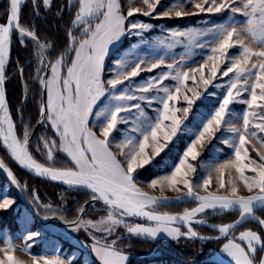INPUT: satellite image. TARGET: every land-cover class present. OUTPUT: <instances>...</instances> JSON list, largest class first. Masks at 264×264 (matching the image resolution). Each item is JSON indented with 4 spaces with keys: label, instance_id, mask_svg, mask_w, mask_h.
Returning <instances> with one entry per match:
<instances>
[{
    "label": "snow or ice",
    "instance_id": "snow-or-ice-1",
    "mask_svg": "<svg viewBox=\"0 0 264 264\" xmlns=\"http://www.w3.org/2000/svg\"><path fill=\"white\" fill-rule=\"evenodd\" d=\"M27 4L8 0L0 19V148L8 158L0 157V170L35 213L62 224L68 236L83 230L87 239L79 243L97 264H129L119 226L145 240L165 235L185 249L178 264H202L203 245L212 241L218 245L213 264H264V0H183L163 10H158L161 0H143L142 7L131 6V0L127 7L121 0H30L32 16L25 19ZM53 9L57 31L43 35L37 20ZM137 14L212 18L181 28L157 25ZM157 27L160 33L151 35ZM14 40L27 59L18 54L13 61ZM237 46L235 54L230 52ZM197 55L198 61L193 59ZM10 68L22 85L15 107L7 89ZM198 100L204 110L194 109ZM30 103L35 115L26 120ZM33 120L43 129L34 144L43 162L33 151ZM185 132L191 136L182 152L173 155L181 140L178 133ZM116 133H121L119 139ZM214 138L231 155L205 163L198 159L199 149ZM249 145L256 157L249 155ZM9 160L43 180L83 189L90 202L69 219L67 209L41 202L36 189L18 179ZM153 168L170 169L150 181L158 195L139 186V177ZM166 189L177 193L175 202L191 200L195 206L160 211L174 202ZM60 197L65 200L63 192ZM98 201L106 215L85 219L87 206ZM15 203L10 192H0V210ZM209 211L236 215L209 225L204 219ZM22 219L20 251L28 252L44 234L32 229L31 215ZM194 223L207 225L210 234H202ZM16 251L5 234L0 264H24ZM56 251L33 255L31 264H76L74 257L62 258Z\"/></svg>",
    "mask_w": 264,
    "mask_h": 264
},
{
    "label": "rangeland",
    "instance_id": "rangeland-1",
    "mask_svg": "<svg viewBox=\"0 0 264 264\" xmlns=\"http://www.w3.org/2000/svg\"><path fill=\"white\" fill-rule=\"evenodd\" d=\"M121 2L124 4L125 7L129 6V0H121ZM177 2L183 3V0H161V4L158 6V10H163L165 7H170L172 4L177 3ZM131 6L142 7L143 0H131ZM185 8L188 10H191L188 8L186 4H185ZM137 15L139 16L140 19L146 20L148 22H152L157 25H163L165 27H181V28L189 26V25L198 26V22H202L205 19L212 18L208 14H200L196 16H188V17H182V18H171V19H182V21L185 22V25L181 26V25H169L166 22V20L169 18H162V19L155 18V17L149 18V17L140 16L139 14ZM219 15L220 14H214V16L216 17H219ZM237 18L238 19L241 18L240 14H237ZM224 19H226V17H224ZM217 22H219V20ZM159 33H160L159 27L151 31V35L153 36ZM129 39L133 43H135L136 38L130 37ZM128 47L129 45H126L122 51H126ZM237 50H238V46L234 49H230V52H233V54H235ZM176 51L179 52L181 50L177 49ZM193 59L198 61L201 59V57L197 55ZM156 71L157 70H153V73H155ZM144 76H145V73H141V77H144ZM209 87L211 88V86ZM213 90L219 92V90H216V89H213ZM201 99H203V97ZM210 99H216V98L212 97ZM196 108H199L200 110H204V105L200 104V101L198 100L197 103L194 105V109ZM241 108L242 106L239 104L235 106L236 111H240ZM189 119H191V115ZM232 123L239 126V121L237 120H233ZM120 135L121 133H116L117 139L120 138ZM178 135H181V140L176 141L177 147L173 149V155H175V153L178 151L182 152V149L185 146L188 140V137L191 136V132H185L183 134L178 133ZM253 144H255V148L260 147V145L256 143L255 141H253ZM255 148H253L252 145H249V149H250L249 155L251 157H256ZM199 150L201 151V157H199L198 159H202V161L205 163L222 161L224 159L229 158V156L231 155V153L226 149V146H223L222 140L215 139V138L212 143L210 144L206 143L204 148L199 149ZM161 155H163V153ZM41 162L43 161L41 160ZM60 162L61 161H58V163ZM193 163H195V161H193ZM168 171H170V169L158 170L156 168H153L149 172L143 173L139 177V181H140L139 186L142 187L145 191L158 194V191L149 187L150 181L156 176L166 174ZM198 172L203 174V171L199 168H198ZM212 175H213V178L215 179L217 174L213 172ZM227 177H228V170L225 171L226 180H227ZM4 191L10 192L12 196L15 198L16 203L12 208L8 210H0V213L3 212L7 215L8 214L11 215V213H14L13 218H11L14 220L12 224L10 223V221H8L10 217H8V219L5 222H3V218L2 219L0 218V247H3V240L5 238V234H7L8 236L12 238L13 243L17 247V251L15 255H17L20 259H22L24 261V264H31L33 255H35L36 257H42L45 255H56L57 254L56 249L59 250L58 254L62 258L74 257L76 260V264H97L94 254H92L87 247H84L79 243V241H83L87 239V234L84 233L83 230L77 233H73L72 236H68L67 235L68 229H66L63 225L62 226L54 225L51 223L48 224V223H42L41 221H38L35 218V216L31 213V211L19 202L16 192L12 188L11 184L7 182L5 178L2 176V174L0 173V192H4ZM175 194L177 193L173 192L171 189L165 190V195H175ZM159 210L173 212L172 210H168V209H159ZM25 215H31L32 229L33 230L39 229L44 234L42 238H36V243L32 246V248L28 252L20 251V249L24 245V240L21 238V233L23 232L24 227H25L23 223V219H22V217ZM105 215H106L105 210H102L96 207L92 210V212H90V214L85 219L98 220L101 218V216H105ZM127 219H131V218H127ZM133 222H142V221L137 220ZM117 232L124 233L120 241V246L124 247V245H128L126 243V237L129 234L126 233V229H124L123 226H119L117 228ZM164 240H169V239L165 235L160 234L159 238L157 239V242L162 243ZM217 251H218V245H217L216 251L212 254L210 259L207 260L210 262V263L208 262L209 264H213ZM146 256L148 257V259L145 262V264H176L171 261H163V260L161 261L159 258L161 256V253L160 251L155 250V249L149 250L146 254L143 255V257H146ZM139 257L140 256L136 255L134 257V260L139 259ZM161 258L163 257L161 256ZM129 264H130V256H129Z\"/></svg>",
    "mask_w": 264,
    "mask_h": 264
},
{
    "label": "trees",
    "instance_id": "trees-1",
    "mask_svg": "<svg viewBox=\"0 0 264 264\" xmlns=\"http://www.w3.org/2000/svg\"><path fill=\"white\" fill-rule=\"evenodd\" d=\"M7 2L8 1H5L0 5V19L3 18L4 12L6 11ZM55 2L57 4H64L65 0H55ZM54 13H55V9H53L51 12H48L44 16L43 19L37 20V24H38L40 31L43 35H47L49 33H52V34L56 33L57 24L59 23V18L56 17ZM23 15H24L25 19H30L32 16L30 0H28L27 6H25L23 8ZM166 22L169 25H181V26L185 25V22L182 21V19H167ZM61 32H62V28H61ZM13 44H14L13 54H12L13 61L17 58L18 54L21 57L27 59V53L21 51L16 40L13 41ZM34 68H35V62L32 63V69L31 70L33 72H34ZM9 74H10V81L7 85L8 95H9L11 105L13 107H15V105L17 104V101L21 98V95H22V85H21V82H19L17 79V73L12 71L11 68L9 69ZM29 87L33 90V92H35L36 85L31 80L29 81ZM34 115H35V108H34V105L30 103L25 108V118H26V120H28V119H31ZM32 122L35 125L34 126V129H35V127L37 125L35 124L34 120ZM42 130H43L42 126L39 125L37 130L34 132V135L32 137V139H33V151H34L35 141L40 136ZM34 155L36 156L37 159L43 161V159H42L43 156L39 152L34 151ZM0 157L8 159L5 156L3 148H0ZM9 164L13 168V171L15 172L18 179H20V181L22 183L27 182L30 190L33 187L36 189L37 194L41 198V202H43V203L51 202V203H53V205L61 206L65 209H67L64 212V214L69 219H73L74 213L78 209V207L81 205H84L85 201H88L90 199V193H86L84 190L69 189L68 187L63 186V185L53 183V182H49V181H45L43 179H40V178H37V177H34V176L28 174L27 172L22 170L20 167L15 165L14 162H11L10 160H9ZM0 173L5 178V180L7 182H9L7 180V178L5 177V175L1 172V170H0ZM12 188L14 189L13 186H12ZM14 191H15V189H14ZM61 192L64 193L65 200H61V197H60ZM16 195H17L19 202L31 211V209L23 202V200L17 194V192H16ZM26 199H27V197H26ZM195 203L196 202L170 204L167 207L161 208V209H168V210H172L173 212H182L183 209L186 207L195 206ZM96 207H98L102 210H105L103 205L96 203L95 205L89 206L84 218H86L90 214V212H92V210ZM7 213H9V212H7ZM31 213L35 216V218L38 221H40L39 216L35 215L32 211H31ZM235 215H236L235 213H232L231 217H229V216H226L224 214H217V213L209 211V213L204 217V219L208 220L209 224H212V223H219L222 220L227 221V220L231 219L232 217H234ZM13 216H14V213H11V215L10 214L7 215L3 212L0 213V218L1 219L3 218V222H5L8 219V217H10L8 221H10L11 224L14 222V220L11 219V218H13ZM40 218H43L42 215H40ZM137 220H140V219H138V218L133 219V221H137ZM51 224L60 225L56 221L52 222ZM251 226H255L254 222H252ZM194 227H196L198 229V231H200L202 234H210V232H211L210 228L207 225H198V224L194 223ZM126 243L128 245H124V248L126 251L129 252L130 264H145L148 257L147 256L143 257V255L146 254L149 250H154V249L160 251L161 256L163 257V258H161V256L159 257L161 261L162 260L163 261H171L173 263L178 264L179 260L181 259L182 254L185 252L184 248L176 246L174 242L170 243L169 240H164L161 243V242H157V241L145 240L143 238H138L135 236L128 235L126 237ZM197 246L198 247L200 246L199 242H197ZM216 248H217V243L215 241L206 242L203 245L202 264H204V263L206 264L209 262L207 260L210 259L212 254L216 251ZM136 255H138L140 257H139V259L134 260V257ZM260 255L261 254L258 253V257ZM156 260H158V259H156Z\"/></svg>",
    "mask_w": 264,
    "mask_h": 264
},
{
    "label": "water",
    "instance_id": "water-1",
    "mask_svg": "<svg viewBox=\"0 0 264 264\" xmlns=\"http://www.w3.org/2000/svg\"><path fill=\"white\" fill-rule=\"evenodd\" d=\"M5 1H8V0H0V5L3 3V2H5ZM22 11H23V9H22ZM37 127H38V125H37ZM36 127V128H37ZM36 128H35V130H36ZM34 130V131H35ZM18 166V165H17ZM19 167V166H18ZM22 169V168H21ZM22 170H24L25 172H27L28 174H30V175H32V176H34L32 173H30V172H28L27 170H25V169H22ZM1 172L5 175V177L7 178V180L10 182V179L7 177V175H6V173H4L3 172V170H1ZM34 177H36V176H34ZM37 178H39V177H37ZM41 179V178H40ZM46 181V180H45ZM49 182H51V181H49ZM53 183H57V184H59L58 182H53ZM61 185V184H60ZM63 186H65V185H63ZM14 187V186H13ZM67 187V186H66ZM14 189H15V191L17 192V194L21 197V199L23 200V202L31 209V211L35 214V215H37L36 213H35V211H34V205H32L30 202H29V200L28 199H26V197L18 190V189H16L15 187H14ZM81 190H83V189H81ZM152 194H154V193H152ZM158 195V194H157ZM166 196H168V197H171V198H173V200H174V202L173 203H171V204H176V203H186V202H195V201H191V200H188V201H183V202H175V197L177 196V194H175V195H166ZM89 202H90V199L88 200ZM96 203H99V204H101V205H103V202H101V201H98V202H96ZM85 205V204H84ZM89 208V206H87V209ZM37 216H39V219H40V221L42 222V223H48V224H50V223H52V222H54V221H44L43 220V218H40V215H37ZM60 225H62V224H60ZM210 225V224H209Z\"/></svg>",
    "mask_w": 264,
    "mask_h": 264
},
{
    "label": "bare ground",
    "instance_id": "bare-ground-1",
    "mask_svg": "<svg viewBox=\"0 0 264 264\" xmlns=\"http://www.w3.org/2000/svg\"><path fill=\"white\" fill-rule=\"evenodd\" d=\"M131 219H133V218H131Z\"/></svg>",
    "mask_w": 264,
    "mask_h": 264
}]
</instances>
